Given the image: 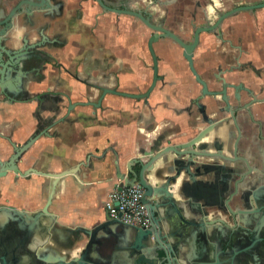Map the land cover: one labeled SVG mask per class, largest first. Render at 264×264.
Returning a JSON list of instances; mask_svg holds the SVG:
<instances>
[{
	"label": "flooded vegetation",
	"instance_id": "flooded-vegetation-1",
	"mask_svg": "<svg viewBox=\"0 0 264 264\" xmlns=\"http://www.w3.org/2000/svg\"><path fill=\"white\" fill-rule=\"evenodd\" d=\"M262 3L264 0H0L3 63L0 70L4 73L0 74V96L11 104L32 105L34 108L28 109V120H64L58 124L65 120H111L112 108L107 98L132 100L142 105L137 108V120L171 121L170 134H165L163 128L158 134L162 139L170 137L166 144H184L201 134L197 150L236 161L196 159L190 166L195 176H186L185 184L196 182L203 186L217 180L221 186L227 183L233 190L237 183L264 187V70L254 69L250 62H240V56L247 50L239 40L226 35L224 29L227 21L240 14L251 15L264 9H249ZM240 8L246 10L240 11ZM228 14V18L219 22ZM69 29L75 31L74 43L81 56L78 61L81 70L75 73H70L49 52L51 47H65L64 36ZM55 30L57 35L52 36ZM113 39L120 43L112 44ZM95 51L101 56L97 65L94 63L84 69L89 63L86 58L94 59ZM112 59L116 62L115 69ZM7 61L11 62L10 66L4 70ZM50 62L70 79L46 75L45 67ZM247 67L253 69L252 83L239 81V75L244 74ZM70 81L75 85L71 86ZM31 82H48L54 86L31 94ZM153 83L154 88L146 99L115 94L103 97L105 91L144 95ZM216 93L218 95H214ZM154 95L157 102L155 109H151ZM150 110L153 113L146 117ZM128 113L122 110L121 120H132ZM99 114H103L101 119ZM182 120L185 127L180 125ZM27 141L28 138L24 143ZM17 165L23 173L28 171V151ZM10 174L16 198L13 202H1L4 192L0 190V207H12L25 213V220L18 214L8 213L12 220L3 224L0 218V229L8 227L11 234L26 235L27 240L23 245L25 249L20 246L19 261L14 255H8V262L0 258V264H43L32 262L29 256V250L34 249L28 243V177ZM238 206L240 210L251 211V214L238 216L244 230L239 236L246 234L249 225L259 221L263 236L264 211ZM223 210L219 218L228 223L225 216L230 214L225 207ZM56 227L57 223L52 229L53 235L59 233ZM14 239L13 247L19 244L18 238ZM170 242L174 240L171 238L168 244ZM168 244L164 242L163 246L168 248ZM247 244L241 243L236 249ZM231 248L228 243L224 244L218 264H264V260L252 263L238 260L233 254H227ZM189 250V243L182 244L180 255L184 256ZM108 251L110 249L104 248L103 253L109 254ZM163 263L165 256L160 251L155 264Z\"/></svg>",
	"mask_w": 264,
	"mask_h": 264
},
{
	"label": "water",
	"instance_id": "water-1",
	"mask_svg": "<svg viewBox=\"0 0 264 264\" xmlns=\"http://www.w3.org/2000/svg\"><path fill=\"white\" fill-rule=\"evenodd\" d=\"M260 8H264V3L251 6L249 9ZM239 10L245 11L246 8H240ZM229 15L223 16L219 22L228 18ZM150 49L152 51V42H150ZM10 63L7 61L4 70L10 66ZM1 64L3 63L0 55ZM0 74H4L2 70H0ZM154 85L155 83L152 84L144 95L105 91L103 97L106 94H115L133 99H146L150 96ZM103 97L100 99V103ZM63 121L50 120L48 123L46 122L47 126L40 124L26 143L20 146L11 143L14 148V154L8 160L0 158V179L7 177L10 173H14L16 176L28 177V180L36 176L38 178H46L50 182V193L45 206L41 210L28 212V243L35 247L34 250H29L32 262L51 264L49 263L50 257L44 250H40V248L50 242L54 236H57V234H52V229L55 228L57 219L56 216L51 214L50 207L58 185L68 178L76 181L75 176L83 170L92 171L94 168L92 160L95 159L103 163L108 151H112L115 155L114 166L116 177L121 182L119 189L134 186H139L143 189L142 203L148 211L152 223L151 227L145 229L130 225L121 220V214L119 218H112L107 212L105 220L93 228L79 226L75 229L66 230L68 235L74 237L77 242L83 238H86L88 241L79 258L70 259L69 255L74 252L75 248L69 247V254L59 257L56 264H155V261L159 260L160 251L165 256V263L163 264H218L219 258L211 259L202 245L205 241L204 236L207 234L206 231L210 228H213L215 236L213 241L216 244L223 248L224 244L228 243L232 247L227 252L228 255L231 256L233 254L238 260L251 263L264 260V234L261 236L260 221L255 225H249L250 228L248 227L246 234L241 235L244 230L243 225L239 224L238 216L240 214L246 215V213L251 214V211L240 210L239 206L236 207L237 209H233L230 205L231 203H238V205L254 209L253 211L256 212L264 211V187L255 188L252 184L242 185L237 183L233 192L229 193V185L223 183L221 189L217 191V195L213 199L196 182H193L189 187L182 182L180 188L178 187L175 191L176 185H178L181 179H185L186 176H195L193 171L190 170V166L196 159L210 157L236 162L234 159L232 160L226 156L220 157L216 154L205 155L197 150V145L203 135L200 134L184 144L171 145L168 143L166 146H164L166 143L164 139L158 138L150 144L149 148H143L139 157L129 160L126 165V173H123L121 170L119 154L112 148L101 156L88 154L85 160L62 172H43L36 168H29L27 172L23 173L17 165L20 158L24 153L30 151L43 137L52 138L53 136L50 131L59 122ZM67 121L69 120H65V122ZM63 163L64 166H67L69 161L66 160ZM262 163L264 165V162ZM250 171L243 174L242 179ZM150 176L153 179H150ZM203 201H206V206L202 204ZM205 207L209 210L215 207L220 209L225 207L232 217V226H228L226 221L221 218L211 220ZM8 213L18 214L22 221L25 220V217H23L25 213L18 212L12 207L2 206L0 207V218H3L1 220L3 224L12 220ZM244 226L247 227V224H244ZM7 228L4 230L0 229V258L8 262V255H14L16 261H19V249L20 246L25 249L23 245L26 244L27 237L26 235H13ZM191 228L196 229L198 233L201 231V235L203 236L200 237L201 240L198 242V246L201 245V248L190 249L189 252L182 256L180 255L181 246L182 244H186V242L189 243L191 237L186 236L189 234L188 230ZM236 229L239 232L237 231L236 233ZM223 230H231L236 235L229 236L228 231L224 233ZM59 232L61 231L59 230ZM240 232L242 237L238 234ZM16 237L19 244L13 247L11 246L12 238L16 239ZM171 238L174 240V243L170 242L168 244V240ZM164 242L168 244V248L163 246ZM244 242L248 244L240 249H236V247H240L239 245ZM104 248L110 249L108 251L109 254L103 253ZM248 250L249 252H246ZM93 254L96 255L97 259H94Z\"/></svg>",
	"mask_w": 264,
	"mask_h": 264
},
{
	"label": "crops",
	"instance_id": "crops-1",
	"mask_svg": "<svg viewBox=\"0 0 264 264\" xmlns=\"http://www.w3.org/2000/svg\"><path fill=\"white\" fill-rule=\"evenodd\" d=\"M252 1L258 2L260 0ZM224 29L226 35L239 40L247 50L246 54L240 56V62L242 64L250 62L254 69L264 70V9L257 10L251 15L247 13L240 14L233 20L227 21L224 24ZM74 32V30L70 29L67 31L66 36H64L65 40H67L65 41V47H51L49 49V52L54 55L58 62H62L70 73H75L78 69L81 70L80 64L78 65L81 56H79L80 51L76 49V44L74 43ZM51 35L56 36L57 30L53 31ZM112 41V44L119 42L114 41V39ZM115 50L117 51V49ZM95 54L94 59H90V56L88 59L86 58L89 63L87 62L88 64L83 67L84 69L90 68L94 63L97 65V60L101 56H99L97 51H95ZM115 63L112 59V68H114ZM52 65L53 63L50 62L45 67L44 73L46 75H59L64 79L68 78L65 72L59 70L60 68L56 70ZM246 70L244 74L239 75V81L254 82L253 69L247 67ZM50 84L48 82L45 84L31 82L29 84V92L31 94L44 92L48 90L47 87L54 86ZM70 85L74 86L75 84L70 81ZM73 94H75V90ZM156 102V96L154 95L151 98V109H155ZM107 103L112 108L110 111L111 120H69L66 123L55 126L50 131L52 138L43 137L28 151V169L36 168L43 172H62L85 160L88 154L101 156L112 148L119 154L121 170L126 173V165L129 160L139 157L143 148H149L152 142L161 138L158 134L162 128L166 130L165 134H170V120H137V108L140 109V106H142L139 103L113 96L107 98ZM30 108L33 109L34 107L32 105L28 107L25 104L4 102L0 96L1 159L8 160L12 156L14 148L11 143L17 145L24 143L27 138L29 139L34 134L40 124L47 126L46 122L50 121L28 120V109ZM122 110H128V117L132 120H121ZM146 113H148L146 117H149L153 112L150 110ZM102 117L103 114H99V118L101 119ZM180 125L185 127L184 120L180 122ZM157 126L159 129L156 128ZM169 138V136L163 138L164 142L170 141ZM66 160L69 163L64 166L63 162ZM92 162L94 165L92 171L83 170L75 176L76 181H72L70 178L66 179L58 185L54 194L50 212L56 216V228L60 229L61 232L57 234L56 239L52 238L50 242L40 248V250L46 252L50 257L49 261L52 263L57 262L59 257L69 254L68 244H73L72 247L75 248L74 252L69 255L70 259L79 258L88 240L83 238L77 242L74 237L68 235L66 230L75 229L79 226L93 228L105 220L107 214L105 202L110 193L121 185V182L116 177L115 155L112 151L106 153L103 163L95 159ZM149 178L153 179L152 176ZM185 179L183 178L179 181L175 191L178 187L180 188L182 182L187 187L191 186L192 183H184L183 180ZM49 185L50 182L46 178L33 176L29 180L28 212L41 210L45 206L50 193ZM202 188L213 199L216 197L217 191L221 189V185L217 183V180H214L211 184L203 185ZM0 190L4 192L3 200H5L1 202H13L12 200L16 198V190L12 187L11 174L0 179ZM232 190L233 188L230 189L229 193ZM177 198L180 197L177 196ZM202 204L206 206V201H203ZM230 205L235 208L238 203H231ZM205 209H207L211 220L222 217L224 214L223 208L215 207L209 210L205 207ZM225 219H228V226H232L233 222L230 216H225ZM227 231L229 236H235L238 230H235L236 233L231 230ZM188 232L189 234L187 235L191 237L189 242L190 249H200L201 245L198 246V242L201 240L200 237L203 236L201 231L198 233L196 229L191 228ZM206 232L205 241L202 245L211 259H218L220 254L223 253V249L213 241L215 237L213 228ZM227 248L225 247V249ZM32 249H35V247L32 246ZM93 256L94 259H97L95 254Z\"/></svg>",
	"mask_w": 264,
	"mask_h": 264
},
{
	"label": "built area",
	"instance_id": "built-area-1",
	"mask_svg": "<svg viewBox=\"0 0 264 264\" xmlns=\"http://www.w3.org/2000/svg\"><path fill=\"white\" fill-rule=\"evenodd\" d=\"M116 188L105 202V208L112 218H119L133 226L149 228L151 219L146 206L142 203L143 189L139 186Z\"/></svg>",
	"mask_w": 264,
	"mask_h": 264
},
{
	"label": "rangeland",
	"instance_id": "rangeland-1",
	"mask_svg": "<svg viewBox=\"0 0 264 264\" xmlns=\"http://www.w3.org/2000/svg\"><path fill=\"white\" fill-rule=\"evenodd\" d=\"M134 102V101H133ZM2 201H5V200H2Z\"/></svg>",
	"mask_w": 264,
	"mask_h": 264
}]
</instances>
